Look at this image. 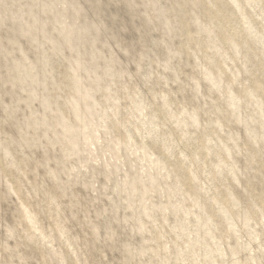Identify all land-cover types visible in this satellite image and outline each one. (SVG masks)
Instances as JSON below:
<instances>
[{"label":"rangeland","instance_id":"rangeland-1","mask_svg":"<svg viewBox=\"0 0 264 264\" xmlns=\"http://www.w3.org/2000/svg\"><path fill=\"white\" fill-rule=\"evenodd\" d=\"M0 264H264V0H0Z\"/></svg>","mask_w":264,"mask_h":264}]
</instances>
